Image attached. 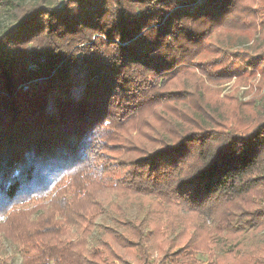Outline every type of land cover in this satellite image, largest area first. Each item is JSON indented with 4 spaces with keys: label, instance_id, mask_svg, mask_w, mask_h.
Returning <instances> with one entry per match:
<instances>
[{
    "label": "trees",
    "instance_id": "1",
    "mask_svg": "<svg viewBox=\"0 0 264 264\" xmlns=\"http://www.w3.org/2000/svg\"><path fill=\"white\" fill-rule=\"evenodd\" d=\"M263 12L264 0H0V239L22 264H147L180 246L177 261L264 228V101L202 79L264 76L263 37L249 43ZM106 206L124 230L89 246Z\"/></svg>",
    "mask_w": 264,
    "mask_h": 264
},
{
    "label": "rangeland",
    "instance_id": "2",
    "mask_svg": "<svg viewBox=\"0 0 264 264\" xmlns=\"http://www.w3.org/2000/svg\"><path fill=\"white\" fill-rule=\"evenodd\" d=\"M263 1V0H262ZM264 13V12H263ZM9 22V19L7 16L3 15L0 16V28L5 26L6 23ZM256 25V33L251 38L250 44L253 42V39L259 36L263 37L264 41V33L260 30V26L255 23ZM232 36V42L235 48L239 51H242L247 46V43L245 41V38L241 35H231ZM204 81V86L212 88L215 86L214 89L220 90L219 97L222 98L227 92L234 91V95L237 101L241 103L247 102L250 98L253 96L256 97V99H259L260 102L264 101V87H258L259 85H264V76L259 77L257 75L254 80L249 81L247 83H240L237 81L236 78H231L228 81L214 85L207 83L204 78H202ZM252 84V85H251ZM252 87V88H251ZM251 88V91L250 89ZM259 88V89H258ZM260 97V98H259ZM225 105V103H223ZM111 204L118 203L122 206L123 211L126 213V216L128 218H143L144 214L141 212L140 207L137 206V204L132 203L127 198H117L116 196H113L111 201ZM262 207H264V200L261 201ZM118 217L116 214H114L108 206H106L101 214V216L97 219L95 223V227L93 232L91 233L90 237L88 238L89 246H95L99 242V239L102 235V230L104 227H114L119 232H122L124 230V226L121 225L118 222ZM239 243L238 246L233 247L232 242H228L227 240H219L218 244L215 241V244L208 245V251H201V250H194L192 252H185L182 256H180V259L175 261V257L173 256V252L179 251L180 246H177L173 250H169L168 253L165 255V253L159 254V255H153L147 262V264H210L212 261V257H221L226 259V264H252L254 259L259 258L262 263L264 262L263 256H264V250L261 248L264 247V228L260 230L258 233L253 234L252 230L245 229L243 235L239 236ZM221 241V242H220ZM230 245H229V244ZM255 247V248H254ZM254 248V254L250 255L251 250ZM261 250L262 252L260 254L256 255V252ZM256 255V256H255ZM0 258H9L12 264H22L21 258L22 253L19 250V248L12 244L9 240L5 238L0 239ZM193 260V262L191 261ZM119 264V263H115ZM120 264H124L123 262Z\"/></svg>",
    "mask_w": 264,
    "mask_h": 264
}]
</instances>
